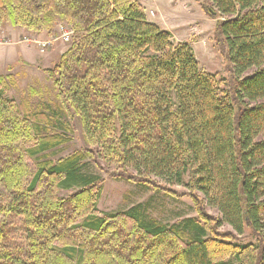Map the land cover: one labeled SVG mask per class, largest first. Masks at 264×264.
Listing matches in <instances>:
<instances>
[{
	"label": "trees",
	"instance_id": "obj_1",
	"mask_svg": "<svg viewBox=\"0 0 264 264\" xmlns=\"http://www.w3.org/2000/svg\"><path fill=\"white\" fill-rule=\"evenodd\" d=\"M207 2L229 90L137 0H0V24L9 7L11 22L33 31L54 17L72 30L45 69L58 104L24 111L0 75V264H264V0ZM67 117L96 147L48 157L69 140L58 131ZM88 156L119 164L116 177L199 191V215L164 223L147 202L98 212L103 178ZM207 220L257 242L227 246L223 258Z\"/></svg>",
	"mask_w": 264,
	"mask_h": 264
},
{
	"label": "rangeland",
	"instance_id": "obj_2",
	"mask_svg": "<svg viewBox=\"0 0 264 264\" xmlns=\"http://www.w3.org/2000/svg\"><path fill=\"white\" fill-rule=\"evenodd\" d=\"M141 1L148 20L169 30L175 41L190 43L200 68L215 73L218 78L222 79L221 87L224 89L231 88L232 71L214 37L213 31L217 17H213L215 11H213L214 14L208 13L207 0ZM1 11L0 75L10 82L8 95L24 111H46L48 103H52L53 106L59 103L56 90L45 69L53 67L69 47L71 38L68 41L56 38L59 35L58 24H67V22L63 18L54 17L52 21L36 32L31 28L12 23L9 7H4ZM28 37H32V39H28ZM34 38L49 40L44 52L39 51L38 45L33 42ZM67 120L69 128L66 131L62 129L58 131L69 136V140L47 151L48 157L56 159L86 147H96L85 140L77 117L73 120L67 117ZM86 161L91 163L92 171L103 178L96 205L98 212H121L134 204L147 202L149 214L164 223H173L183 217L199 215L197 212L198 202L193 195L202 199V194L196 190L192 191L185 184L171 185L153 176H148L146 179L154 181V184L126 180L110 174L120 170L119 164L116 162L107 163L102 159L95 161L90 156L86 158ZM28 163L33 172L35 161L29 159ZM187 180L185 178V181ZM68 193L61 192L63 195ZM203 203L209 215L220 218L221 215L217 209L208 206L205 199ZM205 225L208 232L207 239L217 243L222 241L223 246L219 253L225 256L223 258L232 256L227 251L226 254L224 253L227 246L233 247L231 245L234 243L244 245L257 242L255 237L249 235L248 229L242 235L236 234L235 237H228L223 233L232 230L230 225L226 223L216 225L215 221L211 220H207Z\"/></svg>",
	"mask_w": 264,
	"mask_h": 264
},
{
	"label": "built area",
	"instance_id": "obj_3",
	"mask_svg": "<svg viewBox=\"0 0 264 264\" xmlns=\"http://www.w3.org/2000/svg\"><path fill=\"white\" fill-rule=\"evenodd\" d=\"M151 14H153V11H151ZM58 36L56 38H60L63 41H68L72 36V30L68 29L66 26L58 25ZM28 39H32V37H28ZM49 40H39L34 38L33 42L38 45V49L41 52H44L47 48Z\"/></svg>",
	"mask_w": 264,
	"mask_h": 264
},
{
	"label": "crops",
	"instance_id": "obj_4",
	"mask_svg": "<svg viewBox=\"0 0 264 264\" xmlns=\"http://www.w3.org/2000/svg\"><path fill=\"white\" fill-rule=\"evenodd\" d=\"M139 2H140L141 4H143L141 0H139Z\"/></svg>",
	"mask_w": 264,
	"mask_h": 264
}]
</instances>
